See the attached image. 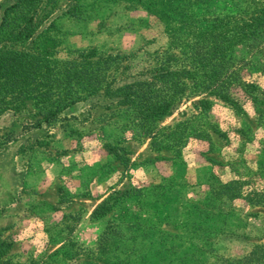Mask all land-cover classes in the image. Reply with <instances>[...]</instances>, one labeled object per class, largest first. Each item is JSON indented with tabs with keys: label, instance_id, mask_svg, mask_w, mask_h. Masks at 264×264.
Wrapping results in <instances>:
<instances>
[{
	"label": "rangeland",
	"instance_id": "1",
	"mask_svg": "<svg viewBox=\"0 0 264 264\" xmlns=\"http://www.w3.org/2000/svg\"><path fill=\"white\" fill-rule=\"evenodd\" d=\"M17 1L0 0V49L38 56L50 67L85 54L112 57L118 68L107 76L117 84L160 67L191 75L176 76L178 100L155 123L160 133L153 139L136 131L126 107L96 97L45 123V108L53 106L2 84L6 264H42L65 245L89 250L115 215L95 221L92 211L113 192L147 185L163 188L150 215L133 208L140 206L133 197L129 217L153 223L148 238L173 251L169 264H180L189 246L197 248L196 264H228L264 241V207L209 196L210 188L237 180H245V195L264 190V36L233 40L236 21L264 0H151L150 11L149 0H44L32 37L15 42L10 36L29 16L11 7ZM219 21L226 26L213 27ZM215 43L226 51L212 55ZM190 205L200 209L204 237L185 226Z\"/></svg>",
	"mask_w": 264,
	"mask_h": 264
},
{
	"label": "trees",
	"instance_id": "2",
	"mask_svg": "<svg viewBox=\"0 0 264 264\" xmlns=\"http://www.w3.org/2000/svg\"><path fill=\"white\" fill-rule=\"evenodd\" d=\"M42 1L44 0H18L11 6L22 8L29 13L23 25L10 36L11 41L21 42L32 37L34 18ZM153 5L149 0L146 9L150 11ZM234 25V45L249 38L264 36V7L255 8L239 18ZM222 26H226L223 21L213 24L215 28ZM221 47L222 45L217 43L212 44L210 53H224L226 50ZM44 61L29 53L0 49V88L3 84V87L5 85L16 91L13 92L16 96L33 95L32 98L38 104L53 106L45 108V123L76 103L86 102L94 97L111 101L117 107H126L125 114L132 117L133 121L137 119V125L134 126L136 131L152 139L160 133L155 123L178 100L181 84H177L179 77L176 76L191 75L185 68L170 70L168 67H160L117 84L114 75L107 76L111 69L115 72L116 67L118 68V62L112 57L92 59L90 55L85 54L80 55L77 62H60L56 67H50V63ZM173 88L178 90L173 92ZM198 104L200 109L204 110L205 101H199ZM104 147L111 150V146ZM244 185L245 180L232 181L226 185L217 184V187L210 188L209 196L218 199L223 196L229 199L241 198L253 202V205L264 207V190H252L245 195L242 189ZM162 189L159 185H147L139 189L113 192L91 213L90 218L95 221L110 213L115 214L105 222L91 248L84 250L76 245L60 246L47 255L41 261L42 264H63L70 260H75L74 264H169L174 258L173 251L148 238L154 227L153 223L143 217L140 219L139 216L130 219L132 209L126 206L133 197H137L140 206L133 205V208L138 210L140 207V210L150 215L153 198ZM200 217V209L196 205H190L186 216L189 218V224L186 221L185 226L191 233L204 237V221ZM202 244L204 247L205 243ZM10 247V243L0 240V264H6L5 257ZM189 247L193 248V251L185 249L179 259L180 264L197 263L193 255L197 248ZM228 264H264V241L253 245L245 256Z\"/></svg>",
	"mask_w": 264,
	"mask_h": 264
}]
</instances>
